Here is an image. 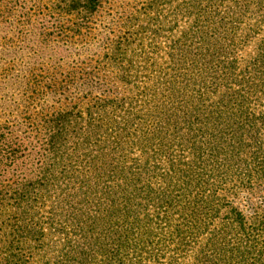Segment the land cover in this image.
<instances>
[{
	"label": "trees",
	"instance_id": "obj_1",
	"mask_svg": "<svg viewBox=\"0 0 264 264\" xmlns=\"http://www.w3.org/2000/svg\"><path fill=\"white\" fill-rule=\"evenodd\" d=\"M178 8L172 54L125 81L128 95L71 98L27 127L35 166L21 172L8 205L18 226L32 211L34 234L58 232L62 256L82 257L75 264H124L169 252L168 243L198 247V264L257 261L264 221L247 231L238 211L216 209L213 189L263 170L252 106L264 92V0ZM251 40L240 69L235 43Z\"/></svg>",
	"mask_w": 264,
	"mask_h": 264
},
{
	"label": "rangeland",
	"instance_id": "obj_2",
	"mask_svg": "<svg viewBox=\"0 0 264 264\" xmlns=\"http://www.w3.org/2000/svg\"><path fill=\"white\" fill-rule=\"evenodd\" d=\"M182 1L0 0V264L82 261V257L62 256L58 232L34 234L32 211L19 227L17 207L8 205L21 172L25 175L35 166L37 150L29 156L34 142L25 136L32 135L27 127L62 103L80 101L82 105L128 95L125 81L144 79L151 67L172 54ZM255 42L235 43L234 58L240 69L245 66L246 53L254 54ZM252 109L258 117L255 128L261 140L263 170L256 176L247 172L243 181L213 189L216 209L238 211L245 217L247 231L258 220L264 221V92ZM212 222L210 230H218L219 220ZM24 227L28 234L21 233ZM167 245L169 252L127 255L123 263L198 264V247L171 251V244ZM256 247L254 264H264V227L257 234Z\"/></svg>",
	"mask_w": 264,
	"mask_h": 264
}]
</instances>
